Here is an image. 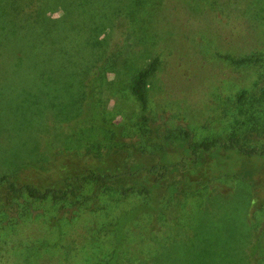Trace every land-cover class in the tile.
<instances>
[{"label": "rangeland", "instance_id": "374dc122", "mask_svg": "<svg viewBox=\"0 0 264 264\" xmlns=\"http://www.w3.org/2000/svg\"><path fill=\"white\" fill-rule=\"evenodd\" d=\"M18 2L41 11L52 31L47 45L35 47L26 41L31 31L25 39L0 18V174L23 163L39 167L18 179L70 170L97 147L145 160L186 154L172 144L154 157L159 144L147 142L150 127L188 130L192 140L234 132L242 145L264 147V0ZM222 54L256 59L237 65ZM154 55L143 122L127 84ZM110 126L119 127L117 138ZM210 167L223 175H202ZM191 169L202 172L203 186L180 196L172 219L144 213L126 226L113 264H264V164L212 152ZM183 173L174 168L169 179L184 181ZM161 193L163 208L173 203ZM141 200L100 193L93 208L78 205L72 215L48 200L0 212V264H102L113 232L101 226Z\"/></svg>", "mask_w": 264, "mask_h": 264}, {"label": "trees", "instance_id": "16d2710c", "mask_svg": "<svg viewBox=\"0 0 264 264\" xmlns=\"http://www.w3.org/2000/svg\"><path fill=\"white\" fill-rule=\"evenodd\" d=\"M24 9L18 0H0V18L3 16L6 19L8 25L13 27L11 28L12 31H17L19 35L22 33L25 39L30 37L31 34L27 31H31V40H26L29 45L33 44L35 47L43 46L44 43L47 45L48 35L51 33L52 28L43 27V21L46 17L42 15L41 11H24ZM15 17L20 19L15 21L17 20L14 19ZM12 21H15V23L12 24ZM24 21L28 22L27 25ZM41 34H43V37L39 41L41 44L38 45L35 36L40 37ZM221 57L237 65L252 62L256 59L251 56L232 57L228 54H222ZM157 60V56H152L131 75L127 84L129 92L138 102L140 117L143 122H148L149 119L147 87L149 77L156 69ZM241 94L239 97H241ZM109 129L116 138L120 134L118 126H110ZM145 137L150 145L153 142L159 144V148L151 152L154 157H156L154 152L172 144H183L186 154L175 162L163 159L160 156V159L145 160L140 154H137L134 158L128 155L126 157L123 155V150L118 148H115L114 151L113 149L102 150L101 147H97L95 152L87 151L85 155H89L90 160L84 164H78L76 168L72 167V169L67 170L59 167L56 168L58 172L52 174L39 177L38 172L37 175L29 174L24 179H18L19 171L24 172L26 169L31 173L30 166L36 169L39 167V165L23 163L15 168L12 173L0 174V190L3 191L1 195L4 193L3 196L9 198V208L8 203L4 204L0 200V212L7 213L13 208L17 212L21 206L30 209L31 201L48 200L51 204L56 205L58 211H66L72 215L78 205L88 209L93 208L100 193H105L110 197L115 194L119 197L129 194L140 196L141 201L120 210L113 222H106L101 226L105 232H113V247L108 258L102 264H113L117 260L120 250L126 244V226L131 225L134 220L144 213L150 214L155 219H160L162 216L172 219L178 207L180 196L188 190L203 186L199 176L202 172L192 173L190 171L193 170L191 169L193 166L201 162L202 156L212 152H236L243 157L258 158L264 164V147L242 145L239 137L234 132L208 139L192 140L188 130L174 133L166 130L156 131L150 127L145 133ZM53 153L65 155L59 151ZM174 168L184 169V181L177 179L178 181L175 182V180L169 179V174ZM208 170V173L202 175L218 177L220 174L218 167H210ZM204 172H206V169ZM220 175H223V173ZM237 175L240 174L234 176L231 174L230 176L234 179L242 178ZM170 181L175 184L173 191L168 188ZM206 181L209 180L206 179ZM87 186L90 187V190L86 192L85 188ZM164 189L172 195L173 203L163 208L160 201L163 195L161 192Z\"/></svg>", "mask_w": 264, "mask_h": 264}]
</instances>
